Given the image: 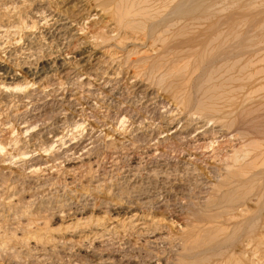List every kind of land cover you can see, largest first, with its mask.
<instances>
[{
    "label": "rangeland",
    "instance_id": "374dc122",
    "mask_svg": "<svg viewBox=\"0 0 264 264\" xmlns=\"http://www.w3.org/2000/svg\"><path fill=\"white\" fill-rule=\"evenodd\" d=\"M65 1L0 0L34 24L15 49L40 48L15 67L0 54V75L30 82L0 87V264H264V161L232 176L221 160L264 148V0H136L140 30L103 11L117 0ZM39 4L75 18L79 44L55 51ZM201 100L218 113L188 116Z\"/></svg>",
    "mask_w": 264,
    "mask_h": 264
},
{
    "label": "bare ground",
    "instance_id": "6f19581e",
    "mask_svg": "<svg viewBox=\"0 0 264 264\" xmlns=\"http://www.w3.org/2000/svg\"><path fill=\"white\" fill-rule=\"evenodd\" d=\"M93 1L94 3V0H91ZM97 1V0H96ZM106 1V0H105ZM146 1V0H145ZM7 2V1H6ZM139 2V1H138ZM136 0H117L115 1V3H113L112 5H110V7H104L103 8V11H108L110 10V13L112 15V19L114 20V24H116L117 26L119 27H129L130 25H132V27H136L137 29L141 28V26L143 25L142 22H144V19L145 17L149 16L147 15L148 13L145 11L147 9H145L144 7L141 6V4H143L144 1H141V4H139ZM65 3H68V6L69 7H72L73 9H78V13L81 12L83 10V7L85 5V0H66ZM95 4V3H94ZM15 4H5V5H1L2 6L1 8L5 11H8L10 14H8L6 18H3V19H0V54L4 55L3 57H5L6 60H8L13 67H15V61L18 62V65H20L19 63H22V64H26L28 60V57L29 55H32V54H35L40 48L37 47V41H35V39H30L28 38V42L26 44L25 47L21 48V49H15V28L16 30H30V28L33 27L34 24H29L27 23L24 18V15L23 16H20L19 20L16 22L15 21ZM95 5H99L98 3L95 4ZM101 5V4H100ZM40 4L34 8L35 9V12L36 14L37 13H40L41 15V20L42 21H45V28L42 30V34H43V37H45L49 43H51L53 45V48L55 49V51L57 50H60L62 49L63 47L67 46L69 43L75 41V42H78L80 40V37H79V30L80 28L76 27V19L73 18V17H70L66 14H63V13H55V14H52V15H43L44 11H43V7L44 6H41L39 7ZM1 9V10H2ZM96 9V8H95ZM148 9H151V8H148ZM102 11V12H103ZM154 12V11H152ZM158 12V11H157ZM109 14V13H108ZM159 14V13H158ZM39 16V15H38ZM135 17H138V20L136 21V19H134ZM136 21H134V20ZM156 19V18H154ZM38 20V19H37ZM29 22V21H28ZM81 23V22H80ZM152 24V23H151ZM81 27V26H80ZM131 27V28H132ZM144 27V26H143ZM29 28V29H28ZM135 28V29H136ZM84 29V28H83ZM118 30V29H117ZM140 30V29H139ZM149 30V29H148ZM81 31H83L81 29ZM86 32V31H85ZM30 35V34H29ZM137 35V34H136ZM36 37V36H35ZM103 42V41H102ZM156 43V42H155ZM79 44V42H78ZM156 51V50H154ZM1 58V57H0ZM143 61V60H141ZM161 63V62H160ZM145 64V63H144ZM165 65V64H164ZM143 66V65H142ZM158 66V64H157ZM162 66V65H161ZM176 66V67H175ZM170 68V67H169ZM178 69V65L177 64H172L171 65V68L170 69H167L164 73L166 72H169L172 73L173 70L175 69ZM137 69V68H136ZM152 69V68H151ZM160 70V69H159ZM194 71V70H193ZM178 72V71H177ZM136 73V72H135ZM193 74V72H191ZM190 73V76L186 79V81L184 82H180L177 84V104H184L186 101H189V103L191 104V100L187 99V97H185L184 95V90L186 89L187 87V84L189 82V80L192 78V74ZM156 74V73H154ZM162 74V73H161ZM168 74V73H167ZM11 75L12 74H7V75H0V87H3V88H10V89H13V91L16 89L18 93L22 94V90L27 87L29 85L30 82H24V84H18V83H15V79L14 78H11ZM165 76V75H164ZM159 78L161 76H158ZM157 78V79H159ZM172 78V77H171ZM178 78V77H177ZM162 79V78H160ZM164 79V78H163ZM162 79V80H163ZM170 79V78H169ZM161 80V81H162ZM30 81V80H29ZM158 81V80H157ZM160 81V82H161ZM179 82V81H178ZM203 82H206L203 81ZM147 84V83H145ZM160 84V83H159ZM25 85V86H24ZM24 86V87H23ZM141 86H144L141 84ZM218 85L215 86L216 89H218ZM209 88V87H208ZM207 88V90H208ZM141 89V88H140ZM219 89H221L219 87ZM144 90V89H143ZM171 90V89H170ZM142 91V90H141ZM208 91H211L210 88ZM212 91H215V90H212ZM227 92V91H226ZM13 93V92H12ZM205 93H207L205 91ZM204 93V94H205ZM17 94V93H16ZM222 94V93H220ZM203 95V94H202ZM17 96V95H16ZM175 96V95H174ZM201 96V95H200ZM221 96V95H220ZM211 98V100H213L214 98L218 97V95L213 94L211 96H208ZM205 98V99H208ZM234 97V96H233ZM24 98L27 99V101L29 102V104L31 103V100H30V95L29 93H27L26 95H24ZM175 98V97H174ZM11 99V98H10ZM21 99V98H20ZM204 99V100H205ZM199 100V99H198ZM198 100H196L197 102H199ZM203 100V99H202ZM201 100V101H202ZM217 101V100H216ZM220 101V100H219ZM18 102V101H17ZM205 102V101H204ZM202 101V103L198 106L199 108H196V107H192L190 109H187L185 108V110L188 111V116L190 117H195V116H198L199 118H204V116L207 114L206 111H209L211 113H218V106L216 105V103H204ZM12 102H9V98L4 94L3 96H1L0 98V107L1 105H6L8 104L9 106L11 105ZM26 104V103H25ZM14 105V104H12ZM198 105V104H197ZM196 106V104H195ZM228 108V107H226ZM212 111H215V112H212ZM209 113V114H211ZM1 116V115H0ZM29 118V117H28ZM124 118V117H122ZM205 119V118H204ZM203 119V120H204ZM214 119V118H213ZM22 121V120H21ZM30 121V120H29ZM179 121V120H178ZM211 121V120H210ZM209 121V122H210ZM3 122V121H2ZM28 122V121H27ZM123 122V121H122ZM7 123H11V122H7ZM81 127V126H80ZM15 130V129H14ZM13 130V131H14ZM236 132V131H235ZM210 133V132H208ZM239 133V132H238ZM214 134V133H212ZM202 135V134H201ZM231 136H233L235 139L239 138V141H241V134H234ZM74 138V137H73ZM78 138V137H77ZM92 138H85V140H83L81 146L83 147V149L87 148L91 143ZM176 139V138H175ZM210 140V139H209ZM213 140V139H212ZM203 141V140H202ZM259 142V140H249V139H246V142L243 141L242 145H240L238 147V149L236 148H233L232 151H227L226 153V150H224V155L221 157L222 161L225 162V166L228 170V174L229 175H232V176H241L243 174H245L246 172L252 170L253 168L257 167L258 164H262L259 163L260 160L264 161V148L263 149H260L259 147L260 146H257L255 145L254 143L255 142ZM179 142V141H178ZM16 144V142H14ZM8 144V143H7ZM66 144V143H65ZM73 144V143H72ZM204 144V143H202ZM261 144V143H260ZM193 145V144H192ZM208 144H206V147H209L207 146ZM249 147L250 150H251V155L247 153L250 151V150H247V149H244V147ZM0 146H1V143H0ZM12 146V145H11ZM214 146V145H213ZM3 147V146H2ZM192 147V146H191ZM205 147V144L203 146H201V148ZM263 147V145L261 146V148ZM51 148V147H50ZM226 148V147H225ZM2 148H0L1 150ZM224 149V147H223ZM227 149V148H226ZM4 150V149H3ZM214 150V149H213ZM220 150V149H219ZM189 151V150H188ZM215 151V150H214ZM218 151V149H217ZM216 152V151H215ZM247 152V153H246ZM250 153V152H249ZM221 154V153H220ZM28 155V153H27ZM218 155V154H217ZM23 156V155H22ZM16 157V156H15ZM220 157V156H219ZM199 158V157H197ZM212 158H214L212 156ZM215 159V158H214ZM221 161V162H222ZM38 166V165H37ZM40 166V165H39ZM39 166H38V169H39ZM224 166V167H225ZM188 167V166H187ZM200 167V166H198ZM259 167V166H258ZM33 169V168H32ZM38 169H35V170H38ZM191 170V169H190ZM226 170V169H225ZM34 171V169H33ZM154 171V170H153ZM189 171V170H188ZM156 172V171H155ZM167 172V171H166ZM165 172V173H166ZM36 173V172H34ZM157 173H158V170H157ZM190 173V172H189ZM156 174V173H155ZM160 174V173H158ZM163 174V173H161ZM246 175V174H245ZM147 176V174H146ZM152 176V175H151ZM227 176V175H226ZM161 177H164V175H161ZM150 177H146V180L148 181ZM132 179V178H131ZM144 179V178H143ZM152 179V177L150 178V180ZM157 178H155L156 180ZM129 180V179H128ZM158 180V179H157ZM165 180V179H164ZM198 180V179H197ZM202 180V179H201ZM153 181V180H152ZM182 181V180H180ZM141 182V181H140ZM145 182V181H143ZM137 184H140L138 182H136ZM142 183V182H141ZM148 183V182H147ZM153 183V182H152ZM158 183V182H157ZM155 182L154 185L157 184ZM126 184H131V182L129 183H126ZM146 184V182H145ZM3 185V184H2ZM125 185V184H124ZM132 185V184H131ZM147 185V184H146ZM153 185V186H154ZM159 186V185H158ZM217 186V185H215ZM11 187V186H10ZM127 187V186H126ZM125 187V188H126ZM142 187V186H141ZM169 187V186H168ZM219 187V186H218ZM132 188V187H131ZM138 188V187H137ZM156 188V187H155ZM158 188V187H157ZM204 188V187H203ZM10 189V188H9ZM148 189V187H147ZM152 189V188H151ZM149 189V190H151ZM144 190V189H143ZM141 191V190H140ZM138 192L136 191L135 193H133V196L137 197V200H139L138 202H142V203H146L148 201L151 200L150 197H148L149 195H147L146 193L144 192ZM214 191V190H213ZM216 191V190H215ZM130 192V191H129ZM146 192V191H145ZM149 192V191H148ZM163 192V191H162ZM156 193V192H155ZM164 193V192H163ZM209 193V192H208ZM215 193V192H214ZM161 194V193H160ZM151 195V194H150ZM183 196V195H182ZM203 198V197H202ZM166 200V198H164ZM163 199V201H164ZM136 200V201H137ZM213 200V199H212ZM156 201V200H155ZM157 202H161V201H157ZM15 203V202H14ZM163 205V203L161 204ZM180 206L177 205V209L179 208ZM51 208V207H50ZM42 209V208H41ZM15 211V210H14ZM180 212V211H179ZM15 213V212H14ZM19 213V212H18ZM44 213V212H43ZM12 215V214H11ZM21 215V214H20ZM36 215V214H35ZM43 216V215H42ZM31 220H29L30 222ZM27 222V221H26ZM27 222V223H29ZM40 222V220H39ZM42 223V222H41ZM45 223V222H44ZM32 225V224H31ZM43 225V224H42ZM1 228V227H0ZM12 229H13V226H12ZM14 230V229H13ZM3 231V230H2ZM3 233V236H4V232ZM11 233V232H10ZM192 233V231H191ZM15 234V232H14ZM2 235V234H1ZM186 235V234H185ZM183 237V236H182ZM2 238V237H1ZM4 239V238H3ZM197 240V239H196ZM3 242V241H2ZM194 242V241H193ZM184 244V243H183ZM188 247V246H187Z\"/></svg>",
    "mask_w": 264,
    "mask_h": 264
}]
</instances>
